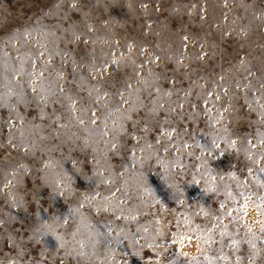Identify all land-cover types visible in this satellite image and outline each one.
<instances>
[{"label":"rangeland","instance_id":"1","mask_svg":"<svg viewBox=\"0 0 264 264\" xmlns=\"http://www.w3.org/2000/svg\"><path fill=\"white\" fill-rule=\"evenodd\" d=\"M109 251L264 264V0H0V264Z\"/></svg>","mask_w":264,"mask_h":264},{"label":"clouds","instance_id":"2","mask_svg":"<svg viewBox=\"0 0 264 264\" xmlns=\"http://www.w3.org/2000/svg\"><path fill=\"white\" fill-rule=\"evenodd\" d=\"M20 72H25V68L23 66L20 67L19 69ZM58 225H54V224H48V225H45L44 226V232L43 234L44 235H47V234H52L55 236V227H57ZM57 239H59V237H57ZM81 255H85L86 256V259H99V257L96 255L95 251H92L91 253L89 254H84V253H81ZM111 256H112V253L109 251L106 256L104 257V260L105 261H108L109 264H110V261H111ZM170 264H179V256H177V258H174Z\"/></svg>","mask_w":264,"mask_h":264}]
</instances>
